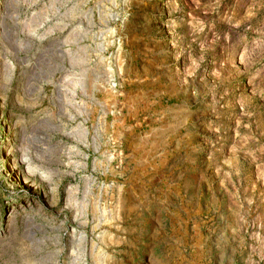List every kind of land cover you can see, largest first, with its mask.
<instances>
[{"label": "rangeland", "instance_id": "rangeland-1", "mask_svg": "<svg viewBox=\"0 0 264 264\" xmlns=\"http://www.w3.org/2000/svg\"><path fill=\"white\" fill-rule=\"evenodd\" d=\"M0 264H264V0H0Z\"/></svg>", "mask_w": 264, "mask_h": 264}]
</instances>
